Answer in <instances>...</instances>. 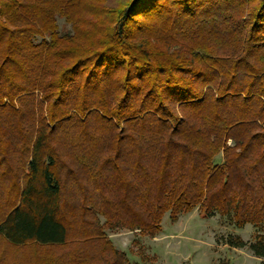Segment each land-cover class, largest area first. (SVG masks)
<instances>
[{
    "label": "trees",
    "instance_id": "16d2710c",
    "mask_svg": "<svg viewBox=\"0 0 264 264\" xmlns=\"http://www.w3.org/2000/svg\"><path fill=\"white\" fill-rule=\"evenodd\" d=\"M196 207L264 264V0H0V264H127L107 230Z\"/></svg>",
    "mask_w": 264,
    "mask_h": 264
},
{
    "label": "rangeland",
    "instance_id": "374dc122",
    "mask_svg": "<svg viewBox=\"0 0 264 264\" xmlns=\"http://www.w3.org/2000/svg\"><path fill=\"white\" fill-rule=\"evenodd\" d=\"M59 24L62 30L69 28L63 18ZM258 229L252 224L236 227L227 217L206 215L196 207L176 219L167 212L155 236L127 228L107 233L117 248L127 252V264H261L262 259L247 247L224 243L229 234L252 240Z\"/></svg>",
    "mask_w": 264,
    "mask_h": 264
}]
</instances>
